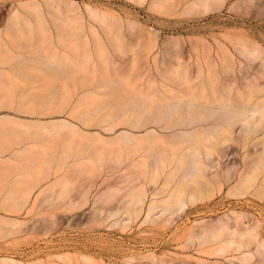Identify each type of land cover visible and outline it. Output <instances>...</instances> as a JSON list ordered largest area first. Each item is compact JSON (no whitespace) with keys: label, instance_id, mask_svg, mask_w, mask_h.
<instances>
[{"label":"rangeland","instance_id":"1","mask_svg":"<svg viewBox=\"0 0 264 264\" xmlns=\"http://www.w3.org/2000/svg\"><path fill=\"white\" fill-rule=\"evenodd\" d=\"M90 9L107 18L101 24ZM78 16L85 46L70 33L74 23L68 22ZM91 23L100 38L90 33ZM238 40L258 47L260 57L247 60ZM66 61L71 68L55 71ZM262 64L264 0H0V264H11L4 257L15 264H239L234 253H217L221 240H189L204 221L232 211L260 219L264 233L263 202L230 194L233 178L221 190L190 178V188L199 186L197 198L180 212L163 206L193 171L195 148H212L209 158H197L206 178L215 164L233 175V164L256 152L253 143L243 148L233 140L227 110L210 117L197 108L191 113L185 95L194 90L201 100H213L219 92L233 99V85H245ZM140 87L177 108L165 116L139 113L157 106L137 105ZM154 116L159 125L149 124ZM137 120L143 125L133 126ZM219 123L222 130L213 127ZM69 154L88 158L80 166L87 174L76 179L69 163H59ZM154 165L163 169L155 179ZM58 179L67 181L66 194L51 186ZM29 182L39 185L25 206L12 210L11 192ZM107 189L117 191L113 201L105 199ZM152 203L157 208L151 210Z\"/></svg>","mask_w":264,"mask_h":264},{"label":"bare ground","instance_id":"2","mask_svg":"<svg viewBox=\"0 0 264 264\" xmlns=\"http://www.w3.org/2000/svg\"><path fill=\"white\" fill-rule=\"evenodd\" d=\"M140 1L142 2L144 0H140ZM100 12L101 11H98L97 9H90L89 14H90V17H92L95 20L101 21V24H102V22H104L107 17L104 14V16H102L103 19L101 20L100 19L101 15L99 14ZM80 20H81V17L78 16L77 18H74V19L72 18L71 20H69L70 22L68 23L70 24L74 23V25L71 24L72 28L70 30V33L74 34L77 37L82 38V43L85 46L88 43L89 39H88V35L86 32L84 23L81 22ZM64 23L66 25V22ZM63 25L64 24H62V26ZM105 26H106V22H105ZM68 27H70V25ZM107 29L111 30V28L108 26H107ZM90 33H92V35L95 38L101 37L100 33L98 32L97 27L94 26L93 23L90 24ZM236 43H237L239 50L241 51V54L247 60L250 59V61L253 62L255 59L260 57L261 50H259L258 47H254L250 50L248 45L244 43L242 40H238ZM88 57L89 56H87L86 58L88 59ZM66 62L67 63H61V64L59 63L60 65L58 64L56 66L55 71L57 70L59 72H64L67 69L71 68L72 65L68 63L69 61H66ZM86 66H88V64ZM251 67L254 70V67L253 66ZM246 80L248 82L245 85L242 84L243 86L239 85L238 83H236V85L235 84L233 85V99L229 95H224V94H220L219 92H217L214 95L213 100H201L204 97L202 98V96L198 94L197 92H195L194 90H191L185 96H187L188 98V100H186V103L191 109L190 111L191 113H193L194 110L197 108V109H201V113L206 112L207 116L210 117L220 109L227 110L226 112L227 114L225 115V118H226L225 123L228 124L227 126L230 129V131L233 128V133L234 132L236 133L235 136L233 134V140H235L243 148H247L250 143H253V147L257 149V150L255 149L256 152H254L252 156L250 155L251 153H246L243 157L244 158L243 165L233 164V175L230 170H227L224 173H221L219 168H217L218 165L215 164L213 166L214 168L212 167L213 169H212L211 177L206 178V175L204 172L205 166H201L199 164V159L197 158L201 157V155L209 158L211 156L210 149L212 148L207 149V151H201L199 148H195L189 154V158H191L193 161L192 165H194L193 166L194 168H192L193 171H190L184 174L182 176V181H181L182 184H180V186L176 187L175 189H173L172 191L168 193L167 195L168 198L164 199L165 204L163 206V211H166L172 208L176 209L178 212L183 211V209L185 208V206L187 205L189 201H193L197 198L200 192L199 186L195 185L193 186V188H190L189 184H187V181L190 178H193L194 182L196 180L200 181L203 178L205 179L206 185L209 186L207 188L214 189V190H216V188L221 190L223 185L226 182H229L233 178V181L235 180V182L229 189L230 194L239 195V196L249 195L251 196L250 201L253 204H257L258 200L262 201L264 204V69L263 70L257 69L256 71H254L251 77H246ZM189 82H190L189 79H184V78L181 79V83L183 84H186ZM214 85H215V82H214ZM170 93L175 95L173 90H170ZM137 94L140 96V100H141L140 103H137V105L140 104L139 107H143L144 105L150 104L152 102H156V105H157L154 109L153 107L151 108V106H148L150 108L148 107L142 108V109L137 108L138 109L137 111L139 113L143 111H149L152 109L153 112L151 114L160 113L161 115L165 116L168 113L174 112L175 109L177 108L175 106L173 107V104H178L176 102L172 104L173 109L168 108V106L166 105H168L167 103L169 102H165V100L157 99V93L153 89H150V91L145 92L143 88L140 87V90L137 92ZM155 109L157 112L155 111ZM134 113L131 115L133 116ZM130 117L131 116H129V119ZM150 117H152V115H150ZM157 118L158 117L154 116L152 120L149 122V124L153 123V124L159 125L160 122L157 120ZM66 121L68 120H65L64 122ZM126 124L128 125V123ZM145 124H148V123H145ZM140 125H143L141 124L140 120H137L133 123V126L135 127H139ZM40 126L41 125H39V127ZM213 127H215L218 130L220 129L222 130L224 128V124L219 123V124L213 125ZM149 130H155V128H149ZM121 132L125 133L127 132V130H122ZM126 141L132 142L134 144H138L142 142L140 141V139L130 138V137H126ZM77 145L78 144L76 142V146ZM61 152H64V151H61ZM172 157H175V153H172L170 156H167L165 160H161L160 158L159 162L163 163L164 161V163H166V161H169ZM126 158L130 159V155H127L125 159ZM87 160L88 158H85V155L83 156L78 155V156L72 157L69 154V155H65L64 158L58 161L60 164H64V165L66 163H69L71 165L69 166V170H72V173H74L72 177L77 179L81 177L82 174L84 173L87 174L86 170H84L83 167H80L82 164L87 162ZM96 161L100 164L102 159L97 158ZM133 166H136V165H133ZM141 166H143L146 170L150 171L146 164L142 163ZM162 172H163V169H161L158 165H156L155 167H153V170H151L150 173L153 174L152 178L155 179V178H159ZM45 173L49 175L51 171L47 169ZM175 173L173 172L174 175ZM139 175L141 177L142 176L147 177L148 173L146 174L140 173ZM1 182L2 181L0 180V187H1ZM38 183H40V181ZM38 183L29 182L28 185L27 184L24 185V188L19 189V190L16 186L10 195V199L11 200L13 199V200L11 202H7L10 208L12 210H17L25 206V204L27 203V201L29 200L31 196V193L36 187L35 184H38ZM55 184L59 185L63 193L66 194L68 192V189L66 188L67 181L65 182V181L58 179L56 180L55 183L53 182L51 186ZM51 186L49 187L50 189H52ZM89 189H90V186H87L83 195H85V192L89 191ZM164 190H165V187H163L162 189H159L154 194H161L163 193ZM18 194L19 195L21 194V196H19ZM103 194H104L105 199L109 202L113 201L117 197V191L114 189H107L104 191ZM7 199H9V197H7ZM154 208H157V205L155 203H152L151 210H153ZM134 211H136L135 208H134ZM115 213H118V212L116 211ZM154 215L155 214H152V212H149L147 216L152 218V216ZM111 217H113V215ZM246 217L247 216L243 212L232 211L230 213H225L224 215L218 218L206 220L201 225L193 229L192 233L189 235V240L196 242L198 245H201L207 242L221 240V244L217 248V253L225 254L227 252H232V254L234 253L235 258L239 261V264H264V233H263L262 222L260 219L255 218V217L253 218L249 217L248 219H246ZM21 223L22 222H20V224ZM16 224L17 222H15L14 225ZM2 262L11 263V264L16 263L15 259L11 257L2 258ZM155 264H163V262L156 261ZM197 264H201V263L199 262Z\"/></svg>","mask_w":264,"mask_h":264}]
</instances>
